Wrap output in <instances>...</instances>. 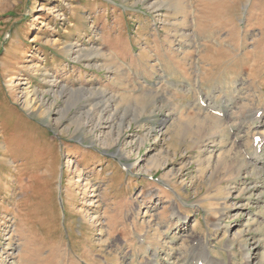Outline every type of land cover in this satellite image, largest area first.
<instances>
[{
  "label": "rangeland",
  "instance_id": "374dc122",
  "mask_svg": "<svg viewBox=\"0 0 264 264\" xmlns=\"http://www.w3.org/2000/svg\"><path fill=\"white\" fill-rule=\"evenodd\" d=\"M254 147L264 0H0V264H264Z\"/></svg>",
  "mask_w": 264,
  "mask_h": 264
},
{
  "label": "bare ground",
  "instance_id": "6f19581e",
  "mask_svg": "<svg viewBox=\"0 0 264 264\" xmlns=\"http://www.w3.org/2000/svg\"><path fill=\"white\" fill-rule=\"evenodd\" d=\"M259 135V134H258ZM262 137V136H261ZM260 140V139H259ZM262 141H263V139H261ZM261 141V142H262ZM255 148V147H254ZM262 151H263V149L261 150L260 149V147H257V148H255V151L253 152V154H254V156L252 155V159H251V161L254 163V164H263L264 163V159H262V156H261V153H262ZM252 154V153H251ZM255 167V166H254ZM253 167V168H254ZM256 184H257V182H256ZM258 185H259V183H258ZM244 187H246V186H244ZM252 188V187H251ZM257 188V187H256ZM244 191V190H243ZM247 192V191H246ZM250 195V194H249ZM250 202V201H249ZM253 239V238H252ZM251 239V240H252ZM245 249H247V248H245ZM253 250V249H252ZM193 257V256H192ZM244 257L246 258V260H247V262H249L250 261V256H248L246 253H245V255H244ZM193 259V258H192ZM192 261V260H191ZM206 263L205 264H217L214 260H212V259H210V258H207V259H205L204 260ZM194 262V261H193ZM203 261H201L200 263H198V264H201ZM248 264V263H247Z\"/></svg>",
  "mask_w": 264,
  "mask_h": 264
},
{
  "label": "crops",
  "instance_id": "0c3cea01",
  "mask_svg": "<svg viewBox=\"0 0 264 264\" xmlns=\"http://www.w3.org/2000/svg\"><path fill=\"white\" fill-rule=\"evenodd\" d=\"M202 111V110H201ZM203 112V111H202ZM205 114H207V113H205Z\"/></svg>",
  "mask_w": 264,
  "mask_h": 264
}]
</instances>
